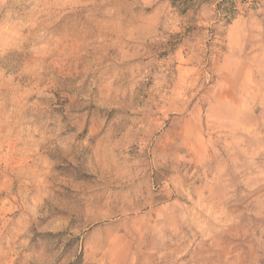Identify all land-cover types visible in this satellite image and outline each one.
Segmentation results:
<instances>
[{"label": "clouds", "instance_id": "1", "mask_svg": "<svg viewBox=\"0 0 264 264\" xmlns=\"http://www.w3.org/2000/svg\"><path fill=\"white\" fill-rule=\"evenodd\" d=\"M0 264H264V0H0Z\"/></svg>", "mask_w": 264, "mask_h": 264}, {"label": "rangeland", "instance_id": "2", "mask_svg": "<svg viewBox=\"0 0 264 264\" xmlns=\"http://www.w3.org/2000/svg\"><path fill=\"white\" fill-rule=\"evenodd\" d=\"M70 97H71L70 91H68L67 94L63 96V103H64L65 107H67L68 105H70L72 103Z\"/></svg>", "mask_w": 264, "mask_h": 264}]
</instances>
